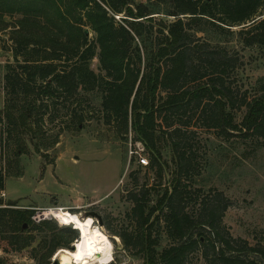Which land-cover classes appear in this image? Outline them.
<instances>
[{
	"label": "trees",
	"instance_id": "1",
	"mask_svg": "<svg viewBox=\"0 0 264 264\" xmlns=\"http://www.w3.org/2000/svg\"><path fill=\"white\" fill-rule=\"evenodd\" d=\"M171 1L177 9L167 11L165 18L170 20H165L161 12L136 0H0V31L11 28L20 69L6 67L8 100L0 119L6 122L8 136L30 134L42 145L45 134L36 126L45 121L52 98L96 92L104 121L125 139L132 129L135 141L149 153L147 167L156 168L159 179L170 165L157 136L166 137L176 161L169 187L154 206L148 205L147 189L140 198L133 196L132 212L139 226L135 234H119L125 248L140 247L145 264H185L193 253L206 264H264V246L233 237L225 225L231 201L223 192L194 190L197 207L189 208L191 191L185 181L194 171L195 155L182 147L188 132L199 129L225 138L237 132L264 143V82L261 94L249 99L244 93L239 99L232 87L242 65L239 55H229L208 40L195 43L183 19L191 18L194 28L202 21L237 26L247 46H264V13H260L264 4L262 0ZM8 14L19 15L13 26L3 19ZM19 55L24 58L19 60ZM96 56L99 73L90 67ZM242 108L245 116L235 123V112ZM74 116L78 123L85 120L77 110ZM192 126L195 129L189 131ZM3 188L1 176L0 192ZM7 206L0 199V239L6 253L33 246L36 237L30 232L37 231L42 234L39 246L48 245L43 263L51 264L60 249L72 250L80 238L74 227H60L49 219L35 223V210ZM164 238L169 244L159 249Z\"/></svg>",
	"mask_w": 264,
	"mask_h": 264
},
{
	"label": "rangeland",
	"instance_id": "2",
	"mask_svg": "<svg viewBox=\"0 0 264 264\" xmlns=\"http://www.w3.org/2000/svg\"><path fill=\"white\" fill-rule=\"evenodd\" d=\"M146 3L150 8L161 12V19L167 11L177 9L175 1L136 0ZM264 4V0H262ZM264 13V6L260 9ZM225 19L227 16L222 15ZM19 15H5L4 21L11 26ZM182 17H188L184 15ZM189 23V33L195 43L203 40L224 48L229 55H239L242 65L236 70L237 81L233 83L235 95L248 94L249 99L261 94L264 82V46H247L238 33L237 26L222 23L212 26L201 22L194 28L191 18H183ZM217 23L221 24L217 21ZM11 28L0 31V115L6 105L7 92L5 76L7 65L18 68L14 56L15 44ZM204 29L205 33L198 32ZM93 39V34H89ZM24 56L19 55L22 60ZM22 62V61H21ZM90 67L100 72L98 56ZM58 97V96H56ZM45 121L38 123L45 134L40 140L30 134L17 132L8 136L7 125L0 119V177L3 176L4 188L0 199L11 208L35 210L33 221L54 220L60 227H74L62 224L57 219V209L79 214L83 219L92 217L96 225L103 229L113 244V260L109 264H145L144 253L140 247L125 248L119 234H135L138 221L133 215L135 202L133 196L141 197L142 191L149 190V207L154 206L169 187L168 181L176 168L174 152L169 141L162 135L157 136L170 171L159 179L156 168L141 167L138 164V151L150 156L137 141L130 129L128 138L117 133V129L107 124L100 112L101 98L94 93L75 94L66 99L52 98ZM84 113L82 123L73 118L74 111ZM198 117V111L194 112ZM246 108L235 112V123L240 124ZM179 119L188 120L186 116ZM78 123V124H77ZM78 125V126H77ZM195 129L194 126H192ZM182 147L191 150L195 157L194 171L190 172L189 185L191 197L189 208H196L194 202L200 189L204 194L212 190L223 192L231 201L224 223L235 238H243L252 245L264 246V143L258 138H244L234 134L225 138L213 130L188 132ZM57 141L54 143V140ZM39 142V145H38ZM45 145V146H44ZM36 146L41 151L36 150ZM134 152V154H133ZM19 174H21L19 176ZM92 213L101 216L103 225ZM36 241L33 246L20 252L6 253L5 243L0 239V264H42L48 245L39 246L41 233L31 231ZM169 241L164 238L159 249L166 247ZM35 251H34V250ZM58 254V253H57ZM51 258L52 263L61 262L58 255ZM44 264V263H43ZM185 264H206L198 253L189 256Z\"/></svg>",
	"mask_w": 264,
	"mask_h": 264
},
{
	"label": "bare ground",
	"instance_id": "3",
	"mask_svg": "<svg viewBox=\"0 0 264 264\" xmlns=\"http://www.w3.org/2000/svg\"><path fill=\"white\" fill-rule=\"evenodd\" d=\"M57 219L62 224L75 225L80 231V238L74 243L75 249H60L62 262L68 264H109L113 260V244L103 229L96 225L92 217L82 218L60 208L55 210Z\"/></svg>",
	"mask_w": 264,
	"mask_h": 264
},
{
	"label": "built area",
	"instance_id": "4",
	"mask_svg": "<svg viewBox=\"0 0 264 264\" xmlns=\"http://www.w3.org/2000/svg\"><path fill=\"white\" fill-rule=\"evenodd\" d=\"M140 143V142H139ZM142 145V143H140ZM143 146V145H142ZM134 154V152H133ZM135 154L139 155L138 157V164L142 167H147L149 165V159L146 156H143L141 153L138 151H135ZM40 222V221H37Z\"/></svg>",
	"mask_w": 264,
	"mask_h": 264
},
{
	"label": "water",
	"instance_id": "5",
	"mask_svg": "<svg viewBox=\"0 0 264 264\" xmlns=\"http://www.w3.org/2000/svg\"><path fill=\"white\" fill-rule=\"evenodd\" d=\"M87 34H88V32H87ZM92 214H93V216H95V217L98 219L99 224H100V225H103V222H102L101 216H100L99 214H97V213H92ZM74 228H76L75 225H74ZM76 229H77V228H76ZM78 230H79V229H78ZM79 232H80V231H79ZM80 235H81V233H80ZM75 246H76V245L73 244V249H72V250L75 249ZM57 253H58V252H57ZM57 253H56V254H57ZM56 254H55V255H56ZM55 264H68V263H66V262H62V261H61V262H59V263H58V262H55Z\"/></svg>",
	"mask_w": 264,
	"mask_h": 264
}]
</instances>
